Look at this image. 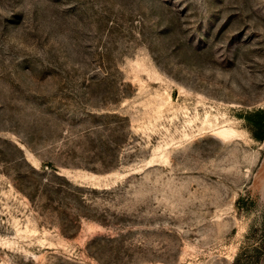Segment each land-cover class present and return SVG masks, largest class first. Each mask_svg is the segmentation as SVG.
<instances>
[{"label":"rangeland","instance_id":"rangeland-1","mask_svg":"<svg viewBox=\"0 0 264 264\" xmlns=\"http://www.w3.org/2000/svg\"><path fill=\"white\" fill-rule=\"evenodd\" d=\"M263 107L264 0H0V264H264Z\"/></svg>","mask_w":264,"mask_h":264},{"label":"trees","instance_id":"trees-1","mask_svg":"<svg viewBox=\"0 0 264 264\" xmlns=\"http://www.w3.org/2000/svg\"><path fill=\"white\" fill-rule=\"evenodd\" d=\"M241 116L244 117V119L247 121V124L249 125V128L253 132L254 136L257 139H264V107L249 111L247 110ZM255 249L264 253V240H262V244L256 246ZM239 255L240 254L236 256L235 263L250 264L253 262V260H249V259L243 261V259H241Z\"/></svg>","mask_w":264,"mask_h":264}]
</instances>
